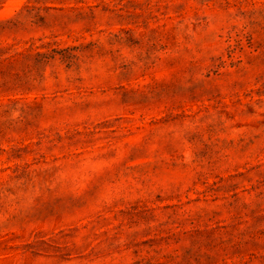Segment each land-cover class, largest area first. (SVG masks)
Returning a JSON list of instances; mask_svg holds the SVG:
<instances>
[{"label":"rangeland","instance_id":"rangeland-1","mask_svg":"<svg viewBox=\"0 0 264 264\" xmlns=\"http://www.w3.org/2000/svg\"><path fill=\"white\" fill-rule=\"evenodd\" d=\"M261 3L0 0V264H264Z\"/></svg>","mask_w":264,"mask_h":264},{"label":"clouds","instance_id":"clouds-1","mask_svg":"<svg viewBox=\"0 0 264 264\" xmlns=\"http://www.w3.org/2000/svg\"><path fill=\"white\" fill-rule=\"evenodd\" d=\"M234 2L238 4V0H234ZM247 7V6H245ZM252 7H262L264 8V0H262V3L259 5H252ZM232 25H236V28L234 31L231 30ZM181 28L183 26L181 25ZM247 31V28H245V20L238 16L235 10V7H230L228 10L217 17L216 19H213L212 17H209L208 21H204L201 24L199 34L194 33L191 31V29H187L184 31V35L187 36V39L184 40L183 37H181L182 43L180 44V47H187L191 50L192 56L197 55H203L204 51L197 52V47L200 49H206L208 46V42H206L205 38L209 37L210 33H220L223 31L225 35V39H228V35L235 39L237 38L236 34L241 31ZM232 40L228 39V43H231ZM211 43H216L215 40H212ZM221 50L224 47H227V45L224 44L223 41H220ZM261 111H264V107L261 108Z\"/></svg>","mask_w":264,"mask_h":264}]
</instances>
